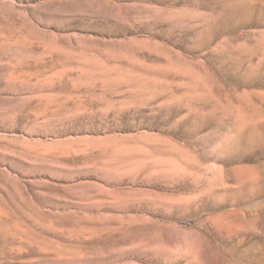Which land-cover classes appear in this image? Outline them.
<instances>
[{"label": "rangeland", "instance_id": "1", "mask_svg": "<svg viewBox=\"0 0 264 264\" xmlns=\"http://www.w3.org/2000/svg\"><path fill=\"white\" fill-rule=\"evenodd\" d=\"M0 264H264V0H0Z\"/></svg>", "mask_w": 264, "mask_h": 264}, {"label": "snow or ice", "instance_id": "2", "mask_svg": "<svg viewBox=\"0 0 264 264\" xmlns=\"http://www.w3.org/2000/svg\"><path fill=\"white\" fill-rule=\"evenodd\" d=\"M205 2H207V3H211V0H205Z\"/></svg>", "mask_w": 264, "mask_h": 264}]
</instances>
